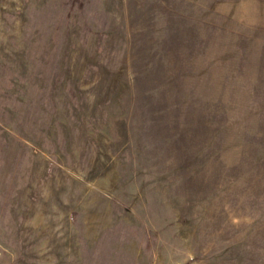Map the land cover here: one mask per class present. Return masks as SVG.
<instances>
[{
	"label": "rangeland",
	"instance_id": "rangeland-1",
	"mask_svg": "<svg viewBox=\"0 0 264 264\" xmlns=\"http://www.w3.org/2000/svg\"><path fill=\"white\" fill-rule=\"evenodd\" d=\"M0 264H264V0H0Z\"/></svg>",
	"mask_w": 264,
	"mask_h": 264
}]
</instances>
